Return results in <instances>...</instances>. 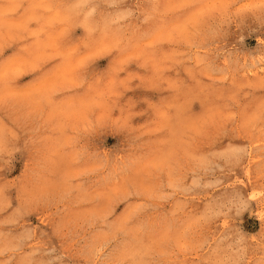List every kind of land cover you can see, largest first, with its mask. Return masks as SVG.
Masks as SVG:
<instances>
[{"label":"rangeland","instance_id":"1","mask_svg":"<svg viewBox=\"0 0 264 264\" xmlns=\"http://www.w3.org/2000/svg\"><path fill=\"white\" fill-rule=\"evenodd\" d=\"M206 2L7 0L0 61L72 82L0 107V264H264V0Z\"/></svg>","mask_w":264,"mask_h":264},{"label":"clouds","instance_id":"2","mask_svg":"<svg viewBox=\"0 0 264 264\" xmlns=\"http://www.w3.org/2000/svg\"><path fill=\"white\" fill-rule=\"evenodd\" d=\"M208 7L206 0H165L164 11L172 12L179 9L192 8L188 17L178 27L181 31H186L189 24H194L198 15ZM16 4H9L7 0H0V30L11 27V16L16 14ZM5 33L0 32V37ZM75 65L69 62L63 71L71 73ZM21 69L12 61H0V107L27 104L42 108L43 103L52 104L49 116H60L63 109L59 105L53 104L51 100L52 92L59 91L71 83L70 76L65 78L44 79L28 85H21ZM259 113H264V103L259 106L258 113L253 114L252 119H256ZM215 119V114L209 111L202 118V123H211ZM12 134L11 129L0 123V142Z\"/></svg>","mask_w":264,"mask_h":264}]
</instances>
